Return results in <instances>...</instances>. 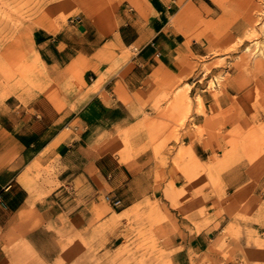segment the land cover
<instances>
[{"label":"crops","instance_id":"1","mask_svg":"<svg viewBox=\"0 0 264 264\" xmlns=\"http://www.w3.org/2000/svg\"><path fill=\"white\" fill-rule=\"evenodd\" d=\"M147 1L141 9L117 16L113 37L81 23L73 26L80 34L72 30L70 39L79 38L88 56L84 79L89 93L82 106L78 103L65 113L41 96L0 112V264H94L97 245L112 254L127 243L133 233L126 217L148 201L163 199L156 186L164 161L171 179L169 167L177 157L171 148L177 143L170 141L159 153L160 139L151 143L143 135L136 141L141 151L128 157L109 149L99 154L85 142L103 132L106 141V129L115 135L146 113L152 118L174 116L164 111L165 103L158 110L154 101L146 102L165 81L177 78H185L183 84L191 87L192 118L203 129L185 139V145L201 167L210 169L194 179L177 173L174 186L191 201L200 198L206 207L214 202L222 207L205 224L198 210L185 217L168 203L177 219L168 225L169 243L183 248L178 259L190 264L192 249L206 253L229 226L257 228L254 220L245 222L230 213L255 197L264 198V143L256 140L264 110L251 103L257 99L256 89L264 101V73H256L254 62L249 78L240 74L234 66L239 50L226 43L248 34L247 16L261 0H190L200 23L183 31H177L175 12L165 0ZM107 44H116L118 55L131 51L119 68L121 73L132 65L125 78L99 59ZM194 63L199 66L192 71ZM260 65L264 67V60ZM220 73L223 86L217 81ZM245 83L248 87L242 88ZM137 94L143 98L138 100ZM66 130L70 132L65 135ZM164 132L163 139L171 136V130ZM49 166L53 174H48ZM101 195L104 200L108 195L121 199L122 206L105 201L108 209ZM249 214L256 216L255 211Z\"/></svg>","mask_w":264,"mask_h":264},{"label":"rangeland","instance_id":"2","mask_svg":"<svg viewBox=\"0 0 264 264\" xmlns=\"http://www.w3.org/2000/svg\"><path fill=\"white\" fill-rule=\"evenodd\" d=\"M144 2L148 1L0 0V112H5L14 102L28 105L41 96L65 113L71 111L78 103L82 106L89 93L86 91L87 83L84 79L88 69V56L82 52V42L79 38L70 39L72 30L80 34L76 29H72L73 26L81 23L86 28L98 29L105 38L113 37L118 30L117 16L124 11L135 12L141 9ZM165 2L175 12L173 20L177 31L200 23V15L194 5L189 4L190 0ZM247 18L250 25L248 34L244 38H232L226 44L239 50L234 66L240 74L245 72L249 78L250 67L254 62L256 73H264V67L260 65L264 60V0L255 2ZM117 52L116 44H107L99 52V59L109 66L111 73H119L122 63L128 61L132 55L131 51L127 55H118ZM217 64H222V61ZM198 66V63L192 64V71ZM205 68L210 70V65ZM131 69L132 65H128L119 74L125 78ZM223 77V73L217 75L220 86L224 85ZM184 79L177 78L172 83L165 81L163 88L152 94L146 102L150 104L154 101L153 105L158 110L161 109L162 103H165L164 111H172L174 116L152 118L146 113L143 119L129 122L115 135L106 129L107 142L104 132L85 142V145L89 144L90 149L99 154L109 149L115 153L122 152L128 157H135L141 151L136 148V141L143 135L148 136L151 143L160 139L159 153L167 148L170 141L177 143L176 148H171V151L177 150V157L169 167L170 180L165 173L168 165L165 161L162 162L163 171L156 188L163 194V199L148 201L133 209L126 217L131 226L132 237L112 254L103 253L104 246L97 245L94 264H184L177 255L183 248L168 241V225L170 222L177 223L175 216L170 213L168 203L172 209L185 217L198 210L204 217L205 224L210 223L214 211L222 207L218 202L206 207L200 198H197V202L191 201V198L184 196L183 190H177L174 186L173 177L177 173L194 179L195 174L201 171L206 173L210 169L201 167L192 158L184 142L185 139L195 138L203 132L192 118L191 87L187 83L183 84ZM210 87H215L213 81ZM246 87L248 83L242 85V88ZM168 88L170 94L163 92ZM260 93L261 91L256 89L257 99L251 103L255 108L264 110V101L259 99ZM136 97L138 100L143 98L139 94ZM168 98L170 100H167ZM128 100L131 101L130 97ZM154 125L157 126L156 132L153 131ZM257 128L261 134H256V140L264 143L263 120H259ZM80 129L83 135V126ZM166 130H171V136L163 139ZM69 132L70 130H66L65 135ZM47 170L48 174H53L52 166ZM167 190H172L171 201L165 199ZM100 198L102 204L109 209L110 206L105 202L103 195ZM237 211L230 213L231 216L245 222L254 220L257 228L253 230L242 226H229L219 239L212 242L206 253L192 249L190 264H264V198L255 197L250 205L241 206ZM251 211L256 212L255 218L249 214ZM119 219H122V216Z\"/></svg>","mask_w":264,"mask_h":264},{"label":"built area","instance_id":"3","mask_svg":"<svg viewBox=\"0 0 264 264\" xmlns=\"http://www.w3.org/2000/svg\"><path fill=\"white\" fill-rule=\"evenodd\" d=\"M105 201L111 204L115 208H120L122 206V200L110 195L105 197Z\"/></svg>","mask_w":264,"mask_h":264},{"label":"bare ground","instance_id":"4","mask_svg":"<svg viewBox=\"0 0 264 264\" xmlns=\"http://www.w3.org/2000/svg\"><path fill=\"white\" fill-rule=\"evenodd\" d=\"M166 198L167 199H172V190H167L166 191Z\"/></svg>","mask_w":264,"mask_h":264}]
</instances>
